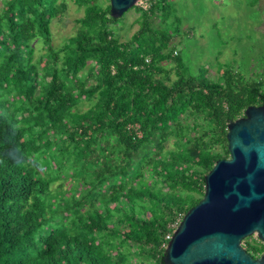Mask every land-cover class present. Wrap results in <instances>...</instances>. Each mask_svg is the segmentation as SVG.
Returning <instances> with one entry per match:
<instances>
[{
    "label": "trees",
    "instance_id": "obj_1",
    "mask_svg": "<svg viewBox=\"0 0 264 264\" xmlns=\"http://www.w3.org/2000/svg\"><path fill=\"white\" fill-rule=\"evenodd\" d=\"M70 1L84 14L55 48L51 23L67 0H0V215H29L0 228V264H164L173 224L230 157L228 122L264 104V72L192 74L170 49L179 29L176 15L165 28L170 0L130 8L139 26L127 40L114 30L125 13L113 17L110 0ZM53 230L65 235L22 257ZM242 243L254 257L264 252L254 235Z\"/></svg>",
    "mask_w": 264,
    "mask_h": 264
},
{
    "label": "water",
    "instance_id": "obj_2",
    "mask_svg": "<svg viewBox=\"0 0 264 264\" xmlns=\"http://www.w3.org/2000/svg\"><path fill=\"white\" fill-rule=\"evenodd\" d=\"M138 0H110L119 18ZM230 157L216 161L205 175L202 199L173 231L164 264H264L243 239L256 235L264 242V104L248 106L228 122Z\"/></svg>",
    "mask_w": 264,
    "mask_h": 264
},
{
    "label": "rangeland",
    "instance_id": "obj_3",
    "mask_svg": "<svg viewBox=\"0 0 264 264\" xmlns=\"http://www.w3.org/2000/svg\"><path fill=\"white\" fill-rule=\"evenodd\" d=\"M67 1L64 15L55 17L51 23L55 48L62 47L76 33L77 18L84 14L83 7ZM139 1L145 5V0ZM170 1L175 14L168 20L170 27L165 28L169 32L174 30L171 23L175 21V15L179 18V29L173 33L170 49H174V55L175 50L178 52L192 74L222 81L226 66L233 67L246 78L261 76L264 72V0ZM138 16L135 9H129L114 26L120 40L129 39L138 29ZM34 45L36 55L43 52L42 44ZM162 64L175 79L176 62L166 60ZM88 102L83 101L80 109L85 110ZM172 140L167 143L168 148L174 147Z\"/></svg>",
    "mask_w": 264,
    "mask_h": 264
},
{
    "label": "clouds",
    "instance_id": "obj_4",
    "mask_svg": "<svg viewBox=\"0 0 264 264\" xmlns=\"http://www.w3.org/2000/svg\"><path fill=\"white\" fill-rule=\"evenodd\" d=\"M57 185V182L55 184V186ZM29 215H24L21 214L15 210H10L9 212L5 213V214H1L0 215V228L5 230V229H13L14 227H19L22 225L23 222H25V220L28 218ZM53 231H51L50 234H48V232L46 233H42V234H38L35 236L34 240L27 244V246L25 247L23 253H22V257L26 258L28 256H30L31 254L35 253L37 251V248L43 244L44 242H46L49 239L52 238H58L60 236L65 235V233L61 234L58 233L55 237H52L53 235Z\"/></svg>",
    "mask_w": 264,
    "mask_h": 264
},
{
    "label": "built area",
    "instance_id": "obj_5",
    "mask_svg": "<svg viewBox=\"0 0 264 264\" xmlns=\"http://www.w3.org/2000/svg\"><path fill=\"white\" fill-rule=\"evenodd\" d=\"M138 1H139V0H138ZM141 1H142V0H140L139 2H141ZM138 5H141L143 8L148 7V6H147V2H146V0H145V5H143V4H139V3H138ZM175 53L177 54L178 52L175 50ZM146 61H149V58H147ZM178 223H179V222L173 224V226L175 227V229L177 228ZM172 234H173V233H171V234H170V233L167 234V239H170V238L172 237ZM166 246H167V243L165 244V247H166Z\"/></svg>",
    "mask_w": 264,
    "mask_h": 264
}]
</instances>
